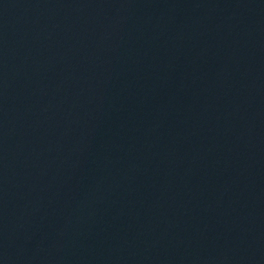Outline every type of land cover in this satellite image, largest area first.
I'll return each mask as SVG.
<instances>
[{
    "label": "water",
    "instance_id": "1",
    "mask_svg": "<svg viewBox=\"0 0 264 264\" xmlns=\"http://www.w3.org/2000/svg\"><path fill=\"white\" fill-rule=\"evenodd\" d=\"M0 264H264V0H0Z\"/></svg>",
    "mask_w": 264,
    "mask_h": 264
}]
</instances>
